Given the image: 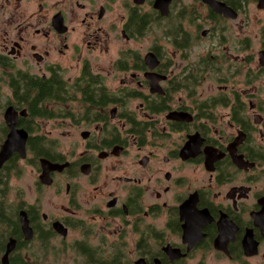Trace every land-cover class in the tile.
<instances>
[{"label":"flooded vegetation","instance_id":"af4514ba","mask_svg":"<svg viewBox=\"0 0 264 264\" xmlns=\"http://www.w3.org/2000/svg\"><path fill=\"white\" fill-rule=\"evenodd\" d=\"M154 1L0 0V87L4 74L10 92L0 150L8 108L28 134L25 158L13 153L0 166V262L10 241L8 264L33 262L32 241H55L64 262L264 264V0H169L164 17ZM153 27L167 42L155 38L145 53L155 69L132 49L114 67L95 62L118 35L141 40ZM55 72L63 93L42 104L52 119L34 121L46 141L36 154L22 126L27 107L10 103V79L57 85ZM55 121L78 139L59 144L41 133ZM133 151L142 155L127 159ZM21 160L37 174L36 192L63 193V212L54 202L40 208V197L7 202L6 173ZM41 161L63 166L48 173V186Z\"/></svg>","mask_w":264,"mask_h":264},{"label":"rangeland","instance_id":"374dc122","mask_svg":"<svg viewBox=\"0 0 264 264\" xmlns=\"http://www.w3.org/2000/svg\"><path fill=\"white\" fill-rule=\"evenodd\" d=\"M250 31L252 34L255 33L256 27L255 25L251 27ZM157 39V42L161 46H166V41H161L159 39V30L156 27H153L151 29V32L144 37L141 40H135V41H125L121 38L120 35L114 38V45L111 46L108 49L107 55H105L104 61H102L101 57H98L95 62H103L101 63L105 68H108L111 63H113L114 67V61L116 60L117 56L121 51H124L126 49H132L133 51H136V53L143 57L145 53L147 52L148 48L151 47L152 42L154 39ZM166 59L169 60V62H172L173 53L172 49L167 46L166 51ZM166 59L163 61L165 62ZM96 65V64H94ZM76 76V72H67L66 78H73ZM7 77L3 74V82H1L0 87V95H2V98L0 99V105L4 106L6 100L10 98V92L7 87L6 83ZM5 107L2 109V113ZM1 113V114H2ZM1 120H3L1 115ZM41 133L44 135H48L50 138H53L57 141V143L61 144L65 140V137L68 135L71 137V140L78 139V135L75 132L68 131L63 126H61L60 121L50 122L48 125H43L41 123ZM142 154L138 153L136 151L131 152V155L127 159H134L137 160ZM10 171L8 170L6 173V178L8 182V197L7 202L8 203H18L19 200L23 199L25 202H27L29 199L36 200V197H40V199H37L36 202L39 203L40 208L42 209H48V206L51 202H54V204L57 206V208L60 210V207L64 204V197L58 196V194L62 193L61 191H58L56 188L52 187L49 189L42 188L38 192H36L35 189V182L37 179V174L34 172L31 167L24 161H20L17 164H14L13 166L10 165L9 167ZM63 190V188H62ZM63 194V193H62ZM12 204V203H11ZM13 206V205H12ZM60 212H63L60 210ZM57 243V242H56ZM58 244V243H57ZM55 241L50 242V244H47L46 248H43L41 243L38 241H32L30 244V247H28L25 252L29 255L30 253L36 256V259L31 262L30 264H85L81 259L76 260H68V261H62L60 259L59 255L54 253L55 247ZM53 247L54 249H51ZM44 255V257H43Z\"/></svg>","mask_w":264,"mask_h":264},{"label":"trees","instance_id":"16d2710c","mask_svg":"<svg viewBox=\"0 0 264 264\" xmlns=\"http://www.w3.org/2000/svg\"><path fill=\"white\" fill-rule=\"evenodd\" d=\"M133 28L135 29L136 33L139 34L140 27H142V24H139L140 22H136L133 20ZM58 73H53L50 79L57 80L56 83H45L40 78H28V77H22L18 82L15 80L10 79V89L13 93V100L10 102L11 104H14L17 102L21 107L26 106L27 112L29 115V119L25 120L24 124H22L23 127L26 128V130L31 131L34 133V138H30V146L31 151L35 152L36 154H44L46 144V141L38 134V130L36 129L35 119H44V120H50L53 118V114L50 113L47 109H45L42 104L49 100H59L60 95L63 93L61 91V83L58 82V79L62 78V75H57ZM83 76V75H81ZM172 80L168 82V87H171ZM18 87L20 90H17ZM51 88V90H50ZM19 93V94H18ZM99 94H102V91L99 92ZM17 97L18 99H16ZM23 120H21L22 123ZM40 136V137H39ZM9 213V212H8ZM11 216L9 215V218ZM2 218H0L1 220ZM4 220V219H3ZM5 221V220H4ZM9 224V223H8ZM11 226V225H10ZM19 260H15L13 264H30L29 262H17ZM35 264V263H33Z\"/></svg>","mask_w":264,"mask_h":264},{"label":"water","instance_id":"95a60500","mask_svg":"<svg viewBox=\"0 0 264 264\" xmlns=\"http://www.w3.org/2000/svg\"><path fill=\"white\" fill-rule=\"evenodd\" d=\"M144 0H135L136 4H143ZM161 3V4H160ZM168 5H169V0H155L153 3V8L155 10H159L161 16H167L168 15ZM144 61L146 63V65L148 66L149 70H153L157 67L158 65V61L156 60L155 56L153 54H146L144 57ZM156 79H163L165 80V77H161L160 75H156ZM158 90H155V92H159L161 93V89L160 87L157 85ZM154 85L153 88L154 89ZM152 92L151 93H155ZM16 112L14 111V109H12L11 107L8 108L5 111V117H4V121L5 123L8 125V127L10 128V132L7 136V139L5 140V142L3 143L1 150H0V166L3 165L4 162H6L7 160H9V158L12 156L13 153H19L20 157L22 159L25 158V143L27 140V133L23 131V129H16L15 126V120H17V118H15ZM20 114H25L24 112H21ZM13 132V136H11V133ZM86 137V135L84 136ZM46 161H41V164H43V168H42V174L41 176H39V180L40 182H42L44 185L46 184L47 186L51 183L50 177H48V173L51 171H59L61 170V168H63V166H59L57 164L53 165V164H49L48 162H46L47 164H45ZM45 168L47 170H45ZM43 170H45V175L43 176ZM20 223L22 226V230H23V234L25 239H31L32 238V230L29 228L28 226V221L27 218L25 216L24 213H20ZM14 249V244L12 241H10L7 244L6 247V251L4 253L3 258L1 259L0 264H8V255L13 251Z\"/></svg>","mask_w":264,"mask_h":264},{"label":"bare ground","instance_id":"6f19581e","mask_svg":"<svg viewBox=\"0 0 264 264\" xmlns=\"http://www.w3.org/2000/svg\"><path fill=\"white\" fill-rule=\"evenodd\" d=\"M161 4V3H160ZM11 136H13V132L11 133ZM1 160V159H0Z\"/></svg>","mask_w":264,"mask_h":264}]
</instances>
